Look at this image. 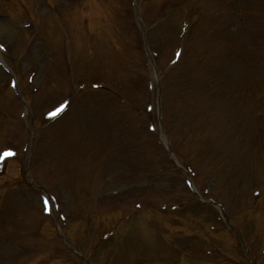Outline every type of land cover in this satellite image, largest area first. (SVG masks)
I'll return each mask as SVG.
<instances>
[{
	"label": "rangeland",
	"instance_id": "obj_1",
	"mask_svg": "<svg viewBox=\"0 0 264 264\" xmlns=\"http://www.w3.org/2000/svg\"><path fill=\"white\" fill-rule=\"evenodd\" d=\"M3 149L0 264H264V0H0Z\"/></svg>",
	"mask_w": 264,
	"mask_h": 264
},
{
	"label": "snow or ice",
	"instance_id": "obj_2",
	"mask_svg": "<svg viewBox=\"0 0 264 264\" xmlns=\"http://www.w3.org/2000/svg\"><path fill=\"white\" fill-rule=\"evenodd\" d=\"M7 154H9V153L5 152V155H7Z\"/></svg>",
	"mask_w": 264,
	"mask_h": 264
}]
</instances>
